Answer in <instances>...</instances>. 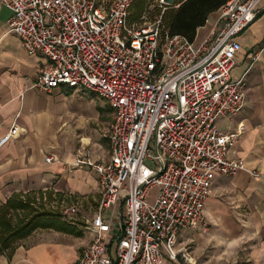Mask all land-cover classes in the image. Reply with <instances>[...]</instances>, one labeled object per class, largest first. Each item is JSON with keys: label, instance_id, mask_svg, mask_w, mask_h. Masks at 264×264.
<instances>
[{"label": "built area", "instance_id": "1", "mask_svg": "<svg viewBox=\"0 0 264 264\" xmlns=\"http://www.w3.org/2000/svg\"><path fill=\"white\" fill-rule=\"evenodd\" d=\"M134 1L0 0L10 13L7 30L25 54L46 59L34 86L86 89L112 115L104 134L107 158L80 154L72 162L95 174L99 188L87 225L92 239L77 264L176 261L179 231L204 224L213 178L245 170L227 155L236 132L214 123L243 106L242 81L230 79L240 49L236 37L264 13V0H227L198 43L168 35L162 25L164 12L178 6L174 0H146L140 20L158 13L141 24L130 20ZM249 52L252 61L264 56V41Z\"/></svg>", "mask_w": 264, "mask_h": 264}, {"label": "crops", "instance_id": "2", "mask_svg": "<svg viewBox=\"0 0 264 264\" xmlns=\"http://www.w3.org/2000/svg\"><path fill=\"white\" fill-rule=\"evenodd\" d=\"M100 1L107 4L110 0ZM217 14L218 10L210 13L196 30L195 43L211 31ZM9 15L0 4V137L14 130L0 145V207L17 197L41 210L45 201L42 195L48 193L70 208L87 206V212L92 213L86 218L83 209L77 208L74 218L61 216L73 225L72 232L32 229L0 253V264H77L82 248L92 239L87 225L98 204L99 188L95 174L84 166H72V162L80 154L100 161L107 158L104 134L112 119H100L98 103L93 118L86 122L72 118L69 122V116L81 112L86 103L102 99L81 88H36L37 70L46 59L39 53L25 54L17 36L7 30ZM132 16L131 12L130 20H136ZM236 38L240 49L230 79L242 81L243 106L237 113L217 117L214 126L223 132H236L227 155L241 160L245 170L215 176L202 207L204 224L177 234L176 248L184 249L187 255L192 249V264H234L233 252L239 244L251 247L253 256L259 254L258 247L264 250V56L252 61L249 52L264 41V13ZM102 103L106 105L104 100ZM47 156L49 162L44 160ZM24 215L26 210L16 208L9 210L8 217L15 223ZM212 245L217 253L204 256L202 249L209 250ZM176 258L169 264L184 263L180 253Z\"/></svg>", "mask_w": 264, "mask_h": 264}, {"label": "trees", "instance_id": "3", "mask_svg": "<svg viewBox=\"0 0 264 264\" xmlns=\"http://www.w3.org/2000/svg\"><path fill=\"white\" fill-rule=\"evenodd\" d=\"M144 0H135L132 12L136 17L141 12ZM227 0H180L178 6L166 10L162 20L168 35L178 34L189 41H194L196 30L204 25L207 16L218 10ZM22 208L26 215L16 218L12 223L8 217L9 210ZM61 214L50 209H34L17 197L9 198L0 207V253L11 247L17 240L29 235L34 228H51L56 231L72 232L73 225L63 220Z\"/></svg>", "mask_w": 264, "mask_h": 264}, {"label": "rangeland", "instance_id": "4", "mask_svg": "<svg viewBox=\"0 0 264 264\" xmlns=\"http://www.w3.org/2000/svg\"><path fill=\"white\" fill-rule=\"evenodd\" d=\"M131 12H132V7H131ZM133 13L134 12H132V15L134 16ZM157 13H158L157 10L155 12L148 13L146 15L147 16L146 19L142 18L140 20L141 15H144V7L142 5L141 12H140V14H138L136 16V20H137L138 24H141V22L143 20L151 21V20H153V18L156 16ZM162 25L164 26L163 20H162ZM93 102L94 103H89V102L86 103V105L84 106L82 111L80 110L81 112L76 113L79 116H77L76 114H74L73 116H69V122L72 120V118L74 119L75 122H80V121L81 122L82 121L86 122V121L89 120V118H93L95 116L94 113L97 112L95 109H96L98 103L100 104V107H101L100 113H99L101 115L100 119L101 120H111L112 119V115L110 114V110L107 108V106L104 103H102V100H100V102H96V101H93ZM156 195H157L156 187L151 188L150 191L148 192V196L146 198V201L152 203L153 199L155 198ZM42 196H43L42 199L45 200V201L42 202V204H44L43 205V209L47 208V209H50L52 211H55L58 214H61V216L63 218H66L67 220L70 219V217L74 218V216L72 217L73 212L72 213L69 212V211L66 212V210L71 209L69 207V204L66 205V204L62 203L61 200L58 201L56 197L52 198V196H53L52 194L45 193ZM77 208H79V207L76 206V207H74L72 209L74 210V209H77ZM79 209L80 210L83 209L82 210L83 211L82 213H84L83 217H86V218H89V216L92 213V210L89 211V213L87 212V210H88L87 206H83V207H81ZM224 249L225 248H222V251H224ZM203 250H205L204 253H203L204 256H206L207 254L212 255L214 253H217V249L214 248V245H212L209 250H208V248L207 249H202V252H203ZM257 250L259 251L258 252L259 254L253 256L251 247H248L247 245L239 244L236 247V252H233V255L235 254V256H236V260H235V262L233 261V263L234 264H264V252L263 253L261 252V251H264V250H261V248H259V247L257 248ZM188 251L190 252L188 255L185 254L184 249H181L179 251V252H181L180 253L181 258H184L183 259L184 261H182V262H184L183 264H192L190 256L192 257L194 252L191 253L192 249H189ZM188 251L186 253H188ZM227 251H229V250H227ZM216 264H218V263H216ZM228 264H231V263L229 262Z\"/></svg>", "mask_w": 264, "mask_h": 264}]
</instances>
